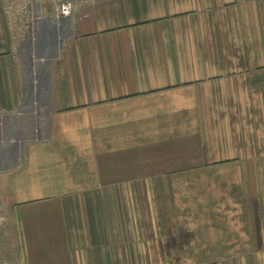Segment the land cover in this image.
I'll use <instances>...</instances> for the list:
<instances>
[{
    "label": "crops",
    "instance_id": "0c3cea01",
    "mask_svg": "<svg viewBox=\"0 0 264 264\" xmlns=\"http://www.w3.org/2000/svg\"><path fill=\"white\" fill-rule=\"evenodd\" d=\"M61 1L0 0L24 264H264V0Z\"/></svg>",
    "mask_w": 264,
    "mask_h": 264
},
{
    "label": "rangeland",
    "instance_id": "374dc122",
    "mask_svg": "<svg viewBox=\"0 0 264 264\" xmlns=\"http://www.w3.org/2000/svg\"><path fill=\"white\" fill-rule=\"evenodd\" d=\"M25 0H18V3L23 2ZM27 1V0H26ZM30 16V15H29ZM28 15H26V12L24 10H21L20 7L16 10V22L18 25L20 24L19 20L22 19V26H28L31 22L30 19L36 18V11L32 18H30ZM27 24L24 25V23ZM29 23V24H28ZM40 25V24H39ZM30 26V25H29ZM35 30V37H34V44H37V39L39 42V38H41V31L39 26L33 27ZM18 39H20L19 43V50L22 51V54L20 56V59H18V64L21 68L24 69V71L27 72L26 79H30L31 75V68L38 65V68H41L39 65H41V62H39L38 57L32 58V53L30 54V45H29V34H28V28L26 29V32L24 29L18 30ZM20 35V36H19ZM20 37V38H19ZM33 44V48L34 45ZM36 49V46H35ZM41 49V48H40ZM37 55L43 54L40 53L41 51L39 48H37ZM0 264H24L23 261V251H22V245L19 235V230L17 228V224L15 222L14 217L12 214H10L9 211L4 209L0 205Z\"/></svg>",
    "mask_w": 264,
    "mask_h": 264
},
{
    "label": "built area",
    "instance_id": "2783aa9c",
    "mask_svg": "<svg viewBox=\"0 0 264 264\" xmlns=\"http://www.w3.org/2000/svg\"><path fill=\"white\" fill-rule=\"evenodd\" d=\"M59 4V11L62 16H67L72 11V5L68 2H62L61 0H57Z\"/></svg>",
    "mask_w": 264,
    "mask_h": 264
}]
</instances>
